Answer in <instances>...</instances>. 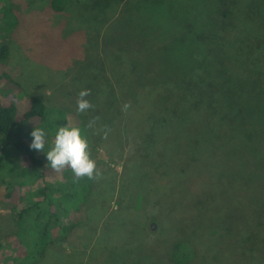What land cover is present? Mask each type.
<instances>
[{
    "label": "rangeland",
    "instance_id": "rangeland-1",
    "mask_svg": "<svg viewBox=\"0 0 264 264\" xmlns=\"http://www.w3.org/2000/svg\"><path fill=\"white\" fill-rule=\"evenodd\" d=\"M11 2L20 24L11 34L0 29V40H13L8 70L22 83L21 88L12 86L14 101L24 105L26 93L42 96L55 118L73 126L78 93L89 89L85 98L94 107L87 122L92 133L101 134L92 140L98 175L85 204L89 214L82 212L85 222L73 244L65 242L64 251L49 264H78L81 258L84 264H175L170 248L176 240L195 244L192 264H245L235 249L238 208L242 202L264 211V75H257L254 86L243 82L246 71L238 63L244 33L233 36L237 43L230 47L232 60L226 61L239 68L235 80L228 81V73L219 68L220 52L228 53L224 47L196 58L207 51L206 42L200 49L196 38L223 29L219 5L212 6L213 0H70L56 14L41 0ZM236 2L241 4L237 30L245 28L261 40L264 0ZM250 3L257 16L253 22L243 18ZM109 54L120 58L115 71L125 88L118 93L139 91L143 110L146 97L154 100L159 116L165 110L181 112L185 85L196 91L202 84L214 92L219 88V105L200 102L196 122L163 126L155 134L157 156L148 162V131L141 123L134 129L128 125L129 118L140 121L144 112L103 111L111 107L106 99L112 91L111 82L106 83ZM150 86L162 96H148ZM247 89L254 91L246 101ZM237 107L238 112L227 115ZM6 192L0 180V236L15 230ZM10 244L0 249V264H14L8 259Z\"/></svg>",
    "mask_w": 264,
    "mask_h": 264
},
{
    "label": "trees",
    "instance_id": "trees-1",
    "mask_svg": "<svg viewBox=\"0 0 264 264\" xmlns=\"http://www.w3.org/2000/svg\"><path fill=\"white\" fill-rule=\"evenodd\" d=\"M41 1H43V5H50L56 14L63 13L70 2V0ZM123 2L124 0H119L118 3ZM213 5L216 7L219 5L221 8L219 19L222 20L223 29L222 32H212L201 40L196 38L200 49H203L204 42L207 44L205 45L207 51L197 53L196 58L208 57L214 53L212 49L224 47L229 54L225 51L220 52L219 68L228 73L226 76L228 81L235 80V68L238 70L239 68L233 62L229 64L226 61L227 58L232 60L231 48L233 43H237L235 40L232 41L233 36L244 33L241 45L245 49L239 56L240 62L238 64L244 67V71H246L241 73L244 77L243 82L246 81V84L254 86V81L258 82L257 75H264V36L261 40H256L253 39L254 33L247 29L237 30L241 20V8L238 9V6L241 4L237 3L236 0H213ZM253 8L252 3L248 4L243 18H248L253 22L257 17ZM19 24L20 19L15 13L11 0H0V29L11 34ZM227 36L228 39H225ZM98 38V36L95 37V39ZM205 38L208 40H204ZM12 42L13 40L10 41L9 37L4 41L0 40V180L7 189V200L12 204L11 216L15 230L0 236V249H3L11 241V254L8 255V259L14 261V264H49L51 260L58 257L57 254L64 251L62 246L65 242L69 243L70 246L73 244L72 238L80 230V226L84 224L85 218L82 216V212L89 214V208L85 204L91 194L93 180L88 177L77 178L70 167H65L57 172L52 169L50 162L47 161L46 153L54 144L56 131L68 124L62 118H55L52 115V109L42 96L26 93L24 105L14 101L12 86L21 88L22 83L8 70ZM217 43L223 46H219ZM224 53L225 57H223ZM109 55L113 56L107 57L106 69L111 74L107 77L106 83L111 82L112 91L106 99H108L107 103H111V107H103V111L112 110L117 113L122 110L120 108L122 104L130 102V112H144L143 120L137 121V116L132 121L129 118L128 125L134 129L133 125L139 127L138 125L141 123L143 125L142 130L148 131L146 141L149 148V151L146 152L148 162L157 156L153 152L159 135L156 137L155 134L161 133L160 129L163 126L173 122L176 127H183L189 120L196 122L194 119L195 108L200 102L207 101L212 107L219 105V99L216 95V93L221 92L219 88H215L214 92L202 84L196 91L194 87L185 85V91L182 94L184 97L180 101L181 112L165 110L163 116H159L154 100L151 102L146 97V101L144 100L146 106L143 110L140 101L142 98L138 96L139 91L134 94L127 92L128 94L121 96L118 93L119 89L125 88V86L123 87L124 82L118 77L119 71H115L118 69L116 63L120 58L117 59L114 54ZM195 71H198V68H195ZM147 91V95L150 94L148 96H162V91L159 89L152 93V86L148 87ZM253 91L254 89L244 90L242 99L245 98L247 101ZM105 96L103 94V97ZM188 100L190 101L187 102ZM102 102H105V99L99 104ZM238 107L228 111L227 115L238 112ZM240 108L244 109L245 105L242 104ZM91 112L89 109L84 112L86 118L78 112L73 113L74 125L81 128L82 135L89 141L90 153L94 148L93 136L101 137L100 133H92L91 125L87 122ZM60 113L62 115L65 111ZM225 113L222 112L220 115L222 121H225L227 117ZM36 126L43 127L46 133L45 149L39 152L29 147L32 140L30 133ZM128 138L129 140L133 139L131 135ZM112 149L115 148L109 150ZM238 210L241 225L237 231L239 239L236 240L235 249L245 259V264H264L262 259L264 256V211H256L252 207L245 206L242 202ZM226 213L228 212L226 211ZM225 229L228 230L229 228L226 227ZM195 248L194 243L176 240L170 248L171 261L175 264H192L197 255ZM78 264H84L82 258Z\"/></svg>",
    "mask_w": 264,
    "mask_h": 264
},
{
    "label": "clouds",
    "instance_id": "clouds-1",
    "mask_svg": "<svg viewBox=\"0 0 264 264\" xmlns=\"http://www.w3.org/2000/svg\"><path fill=\"white\" fill-rule=\"evenodd\" d=\"M89 89H82L77 96V112L84 113L94 107L90 100L85 97L90 96ZM131 107L130 102L122 105V111L127 112ZM96 119H99L97 117ZM107 133H105V136ZM32 137L29 145L30 149L43 151L45 149V130L36 126L30 133ZM47 161L52 169L59 172L65 167H70L77 178L88 177L94 179L98 175L96 161L91 158L89 141L82 135L79 126H63L55 133L54 144L46 153Z\"/></svg>",
    "mask_w": 264,
    "mask_h": 264
},
{
    "label": "water",
    "instance_id": "water-1",
    "mask_svg": "<svg viewBox=\"0 0 264 264\" xmlns=\"http://www.w3.org/2000/svg\"><path fill=\"white\" fill-rule=\"evenodd\" d=\"M152 228H153V229L155 228V225H154V224L152 225Z\"/></svg>",
    "mask_w": 264,
    "mask_h": 264
}]
</instances>
